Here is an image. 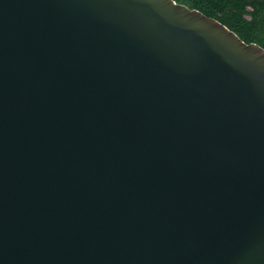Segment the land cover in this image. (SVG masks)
<instances>
[{
  "label": "water",
  "instance_id": "95a60500",
  "mask_svg": "<svg viewBox=\"0 0 264 264\" xmlns=\"http://www.w3.org/2000/svg\"><path fill=\"white\" fill-rule=\"evenodd\" d=\"M0 264H264V49L175 0H0Z\"/></svg>",
  "mask_w": 264,
  "mask_h": 264
},
{
  "label": "trees",
  "instance_id": "16d2710c",
  "mask_svg": "<svg viewBox=\"0 0 264 264\" xmlns=\"http://www.w3.org/2000/svg\"><path fill=\"white\" fill-rule=\"evenodd\" d=\"M217 20L243 42L264 49V0H175Z\"/></svg>",
  "mask_w": 264,
  "mask_h": 264
}]
</instances>
